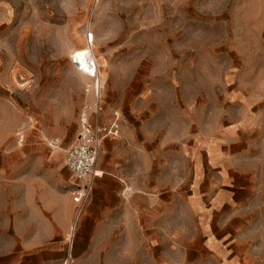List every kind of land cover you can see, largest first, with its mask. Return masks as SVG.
Instances as JSON below:
<instances>
[{
    "label": "rangeland",
    "instance_id": "rangeland-1",
    "mask_svg": "<svg viewBox=\"0 0 264 264\" xmlns=\"http://www.w3.org/2000/svg\"><path fill=\"white\" fill-rule=\"evenodd\" d=\"M79 50L102 85L101 117L119 112L105 158L124 183L94 181L71 235L76 185L49 167H63L90 103ZM259 188L264 0H0V264H239L203 226L209 189L234 193L225 218L247 226L225 237L247 242L244 264H264Z\"/></svg>",
    "mask_w": 264,
    "mask_h": 264
},
{
    "label": "crops",
    "instance_id": "crops-1",
    "mask_svg": "<svg viewBox=\"0 0 264 264\" xmlns=\"http://www.w3.org/2000/svg\"><path fill=\"white\" fill-rule=\"evenodd\" d=\"M87 100L89 102H91L93 100L92 92L87 97ZM65 103H67V102L64 100V104ZM61 107L65 108L63 106H61ZM102 112H103V110H102ZM78 113H79V111H78ZM101 113L98 116V118L95 115H92L91 120L95 123L98 122V123L103 124V125L107 124L109 119L105 118V117L102 118ZM51 120L53 122H55V124H58L59 118H57L55 116V117H52ZM110 120L111 121L113 120L112 115H111ZM104 122H107V123H104ZM76 125H78V114H77ZM113 140H115V137H107L105 139V142H103V144H102L103 148H102V151L100 153L102 156H101L100 161L98 159L97 164H96V176H95L94 181H96L98 179V181H97V187L98 188H102V181H105L104 178L109 179L111 181H116V183L119 186L118 189L121 190L123 187L122 183H124V180H123V177L121 176V172L117 168L114 167L115 158H112V159H106L105 158L106 156L116 157L115 155H113V152H110V144L113 145L112 144V142H114ZM220 156L221 155L216 156L217 158L215 160V165L217 166V170H219L220 173L223 174V172H226L225 168L230 167L231 165L229 164V162L225 161V158H221ZM63 168H65V170H67L65 163H64V159H63V167L61 164H54L53 167H49V169H51V172L52 171L57 172V170L63 169ZM68 173H69V171H68ZM242 173H244V174H242ZM222 174H221V176H222ZM238 174H239V176H242V175L245 176L246 172L238 171ZM247 177H248V175H247ZM249 180L251 182L254 180H255V182H257L256 179L253 180L252 176L249 178ZM72 182L75 183L74 185H76V182L74 179ZM208 184H209L208 187H210L211 181ZM92 189H93V187H92ZM99 192L100 191H98L96 193L95 199H98V196H100ZM221 192H223V191L209 189L208 191L202 193V199L207 200L209 202L208 205L203 209V212L201 213V215H203V217L205 216L203 226L206 225V229L208 230L209 237L211 239L210 240L211 244L215 245V250L218 254L221 253V255H224L225 252H228L231 257L232 256L236 257V261L239 264L251 262V261H253V259H249V258L247 259V257H246L247 256V249L245 248L247 246L246 241L240 242V241L235 239V236H232L229 239L225 237V235L228 232V230L226 229L225 226L234 227L233 230H237V229H240L242 226H247V222L243 221L242 218H241L242 221L240 220L238 222V224H235L232 222V218H234L236 216L235 213H233V210H231L230 213H225L226 211L224 212V210L226 208H229L228 206L231 205L232 203H234L233 202L234 193L233 192H226L227 195H225V194H222ZM238 193L241 196H243V198H247V195L243 191H239ZM101 194H103L105 198H107L108 196L111 197V195H118V193L115 191L110 192L107 190L103 191V193H101ZM90 195H91V193H90ZM254 195H256L257 199L264 200V190L263 189H260V188L257 189L255 191ZM66 199H67V197H66ZM261 206H262V208H264L263 207L264 206L263 201L261 202ZM258 209H260V208H258ZM228 215H232V218L230 220H228L229 218H225V216H228ZM71 222H70V225H71ZM235 226H239V227L237 228ZM254 226H256V225H254ZM260 226H264V224H260ZM218 232H221V233L218 234ZM230 239H232V240H230ZM228 242H230V243H228ZM259 246H262V245L259 244ZM257 255L260 256L259 261H262L263 257H264V251H261L260 254H257ZM254 261H256V259Z\"/></svg>",
    "mask_w": 264,
    "mask_h": 264
},
{
    "label": "built area",
    "instance_id": "built-area-1",
    "mask_svg": "<svg viewBox=\"0 0 264 264\" xmlns=\"http://www.w3.org/2000/svg\"><path fill=\"white\" fill-rule=\"evenodd\" d=\"M90 39V38H89ZM92 86L88 85L85 92L90 90L93 94V100L90 103H84L78 113V125L74 138L70 145L64 151V163L76 182V187L70 192L75 201V212L71 222V235L84 212V207L89 199L96 176V164L100 149L107 137H117L119 131V112L112 113L113 120L108 125L95 123L91 116L97 118L103 110L101 90L102 85L96 76L91 77ZM18 80L24 87H29L30 79L24 76H18Z\"/></svg>",
    "mask_w": 264,
    "mask_h": 264
},
{
    "label": "bare ground",
    "instance_id": "bare-ground-1",
    "mask_svg": "<svg viewBox=\"0 0 264 264\" xmlns=\"http://www.w3.org/2000/svg\"><path fill=\"white\" fill-rule=\"evenodd\" d=\"M72 62L78 71L84 73L90 77H95L94 67L91 64L90 53L86 50L76 51L71 56Z\"/></svg>",
    "mask_w": 264,
    "mask_h": 264
}]
</instances>
